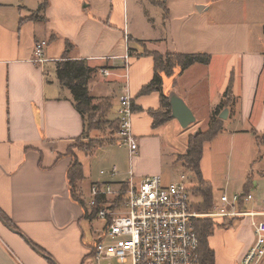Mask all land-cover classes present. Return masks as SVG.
<instances>
[{"label": "crops", "instance_id": "obj_1", "mask_svg": "<svg viewBox=\"0 0 264 264\" xmlns=\"http://www.w3.org/2000/svg\"><path fill=\"white\" fill-rule=\"evenodd\" d=\"M228 2L222 0L223 18L215 20L209 16H213L209 0H0V264H83L99 237L93 229L89 233L87 224L93 216L89 203L94 183H127L133 171L137 182L159 175L169 184L185 172L179 156L188 152L190 136L198 132L182 134L171 114L154 125L152 112L168 107L161 90L142 93L155 77L151 52L163 57L203 52L211 58L184 71L174 67L172 75L162 72V89L168 103L176 92L196 121L206 118L210 125L215 114L222 118L223 129L205 142L201 159L213 205L220 202L222 195L218 201L214 196L212 142L224 132L234 145L251 132H264V20L254 15L264 8L254 3L253 19L245 21L229 16ZM41 40L47 41L46 60L38 62L35 45ZM64 56L93 68L88 91L94 104L107 99L105 118L111 123L119 122V96L126 85L134 104L136 152L131 154L118 141L107 142L103 134L96 137L102 143L91 149L73 147L83 165L78 188L85 209L71 195L68 153L87 121L73 91L58 77V62ZM105 69L109 75H104ZM170 108L172 113L171 104ZM167 135L171 139L166 150ZM113 168L118 171L115 177L101 175ZM263 176L253 174L243 185L244 193L254 195L245 206L248 210H264ZM188 178L192 206L206 214L197 207L203 196L193 191L196 179ZM216 220L209 246L215 251V264H222L215 233L225 232L234 219ZM245 248L244 254L250 247Z\"/></svg>", "mask_w": 264, "mask_h": 264}, {"label": "built area", "instance_id": "obj_2", "mask_svg": "<svg viewBox=\"0 0 264 264\" xmlns=\"http://www.w3.org/2000/svg\"><path fill=\"white\" fill-rule=\"evenodd\" d=\"M46 40L35 45V60L45 61ZM129 65L128 55L124 56ZM109 75L108 69L103 70ZM129 75L125 74L128 78ZM118 128L115 138L127 146L131 154L138 149L133 133L134 104L128 85L119 96ZM111 178L116 168L101 171ZM130 171L127 183L106 181L94 183L90 207H96L102 198L96 216L105 220V230L99 234L91 255L83 264H204L196 219L200 217H250L256 239L242 264L264 262V210H248L245 206L254 200L252 193H223L220 202L206 214L194 209L189 190V179L184 173L169 184L159 175H147L137 182Z\"/></svg>", "mask_w": 264, "mask_h": 264}, {"label": "rangeland", "instance_id": "obj_3", "mask_svg": "<svg viewBox=\"0 0 264 264\" xmlns=\"http://www.w3.org/2000/svg\"><path fill=\"white\" fill-rule=\"evenodd\" d=\"M256 1L229 0L225 7L231 11V14L229 15L230 17H240L244 18L245 21H248L251 18L253 19V16L256 15L264 20L263 10H260V12H256L255 14L251 12L254 3L259 4V6L262 5L264 8V0ZM209 3L212 6L213 13V16H209L213 17L215 20L218 18L222 20V0H209ZM219 80L220 78L218 81ZM96 114L101 115L100 112H85V120L87 121V132L85 136L87 137L77 141L79 144H92L93 141L98 140L96 137H100L102 134L106 137L111 136L110 133L113 128L111 122L103 117V115H99V118H97ZM208 126L209 120L205 118L191 123L187 129L182 127L180 132L188 136L190 133L204 131ZM228 133L224 132L219 138H217V140L212 142L215 167L213 186L216 201L219 200L224 191L230 194L243 192V185L249 177L251 178V176L255 174L256 178H258L264 174V132H251L249 135L235 140V145ZM170 139L171 136L168 135L164 138L163 142L166 150L170 148L168 147ZM118 143L122 144L120 141H118ZM185 146L186 143L184 144V147ZM178 172L181 171L179 170ZM181 173H184L190 178L193 177L192 173L187 169L185 172L182 171ZM86 186L85 194L89 200V184L86 183ZM232 219H234V224L230 226L229 229L223 233H215L217 235V244H215V246L218 249L219 261L220 263L222 262V264H242L241 262L243 258L249 252L256 239V233H254L252 219L250 217L237 216ZM212 220L218 224L216 219ZM87 224L90 226L88 228L89 233L93 229L94 232L96 231L95 234L97 233L96 237L102 233L106 227L105 220L98 218L96 215L87 218ZM233 235L237 236L234 237ZM86 240H89V238H86ZM237 243H239V246L242 244V248H239ZM246 245L247 247L249 246L250 249L244 254L245 249H247L245 248Z\"/></svg>", "mask_w": 264, "mask_h": 264}, {"label": "trees", "instance_id": "obj_4", "mask_svg": "<svg viewBox=\"0 0 264 264\" xmlns=\"http://www.w3.org/2000/svg\"><path fill=\"white\" fill-rule=\"evenodd\" d=\"M43 7V6H42ZM40 7V8H42ZM71 44L68 43V48L70 49ZM154 59L156 60V70L154 79L142 90V93H148L154 90L162 91V102L167 110L160 109V111L152 112L153 117L155 118L154 125H160L161 123L170 119L171 108L168 103V96L163 93L162 85H163V74L172 75L174 67H180L181 71L187 69L190 65L195 63H209L210 56L207 53H196V54H173L166 55L163 57L160 53L151 52L150 53ZM93 72V68H91L87 62L84 60H72L68 59L67 56H64L62 60L58 62V70L57 74L60 78L62 84L67 86L71 91H73L76 106L81 114L84 116L85 112H100L103 117H105L109 107H107L106 103H108L107 99L101 101V103L93 104L92 97L90 96V92L88 91L87 82L90 78V74ZM228 95L229 90L226 92ZM225 104H223L224 106ZM97 118H99L100 114H96ZM100 115V116H101ZM113 128L111 130V136L107 137V142L116 143L118 140L115 138V133L118 128L119 122L111 123ZM223 129V120L218 114H215L210 121L209 128L205 130V132L198 131L196 134H192L189 139V150L186 154L180 155L179 159L184 162V167L192 173V176L196 179V185L193 191L196 194H200L203 196V202L197 205L198 210L202 212H209L213 209V190L211 185L204 182L202 172H201V159L204 152V144L207 141L213 140L217 137L221 130ZM87 132V127L82 137H80L77 141L82 138H86L85 136ZM72 146V150L69 151L68 155L72 157L71 166L68 169V180L70 182L71 187V195L73 199L78 201L84 207V200L82 195L79 193L78 184L83 179V165L79 161L78 156L75 154L73 147L79 148L81 150H88L95 146L97 143H102L101 141H93V143L87 144H79L78 142ZM246 194H249V190L245 191ZM102 198H98V203L96 207H93L92 215H96L101 206ZM85 209V207H84ZM215 222L211 217L207 218H197L196 219V227L197 232L200 237V246L199 250L201 251V256L204 264H215L216 254L213 249L209 246V237L213 235Z\"/></svg>", "mask_w": 264, "mask_h": 264}, {"label": "water", "instance_id": "obj_5", "mask_svg": "<svg viewBox=\"0 0 264 264\" xmlns=\"http://www.w3.org/2000/svg\"><path fill=\"white\" fill-rule=\"evenodd\" d=\"M169 103L172 107L171 117L176 118L183 128H188L196 121L191 107L176 92L169 96Z\"/></svg>", "mask_w": 264, "mask_h": 264}]
</instances>
